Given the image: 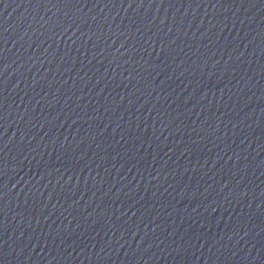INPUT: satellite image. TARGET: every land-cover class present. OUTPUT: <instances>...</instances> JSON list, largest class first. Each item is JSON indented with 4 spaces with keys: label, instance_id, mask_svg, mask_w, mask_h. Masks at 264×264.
Masks as SVG:
<instances>
[{
    "label": "water",
    "instance_id": "obj_1",
    "mask_svg": "<svg viewBox=\"0 0 264 264\" xmlns=\"http://www.w3.org/2000/svg\"><path fill=\"white\" fill-rule=\"evenodd\" d=\"M0 264H264V0H0Z\"/></svg>",
    "mask_w": 264,
    "mask_h": 264
}]
</instances>
